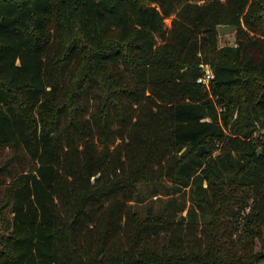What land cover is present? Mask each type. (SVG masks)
Masks as SVG:
<instances>
[{"label": "trees", "instance_id": "obj_1", "mask_svg": "<svg viewBox=\"0 0 264 264\" xmlns=\"http://www.w3.org/2000/svg\"><path fill=\"white\" fill-rule=\"evenodd\" d=\"M6 148L0 264H260L264 0H0Z\"/></svg>", "mask_w": 264, "mask_h": 264}, {"label": "rangeland", "instance_id": "obj_2", "mask_svg": "<svg viewBox=\"0 0 264 264\" xmlns=\"http://www.w3.org/2000/svg\"><path fill=\"white\" fill-rule=\"evenodd\" d=\"M166 27L170 25V19L166 22L164 21ZM234 37L233 33L228 35L219 36V45H233ZM261 149L258 148L257 151ZM11 153L8 148L0 150V162L3 163ZM16 170H19L20 167L16 165ZM9 181L8 177H5ZM138 195L135 198V201H132L130 204L140 213L141 216L146 214L147 210H150L152 213H159L165 207H168L169 212L178 218L180 215L185 214L187 208L190 205L189 195L190 190L188 188L181 190L180 192L174 191L171 186V182L163 181L159 184H139L138 185ZM181 207H184L186 210L178 211ZM264 250V227L262 228V239L255 242V250ZM260 264H264V260Z\"/></svg>", "mask_w": 264, "mask_h": 264}, {"label": "built area", "instance_id": "obj_3", "mask_svg": "<svg viewBox=\"0 0 264 264\" xmlns=\"http://www.w3.org/2000/svg\"><path fill=\"white\" fill-rule=\"evenodd\" d=\"M168 19L165 20V22ZM202 70V76L198 78L197 82L203 84L207 89H209L210 80L213 78V73L209 65L200 64L199 65Z\"/></svg>", "mask_w": 264, "mask_h": 264}, {"label": "water", "instance_id": "obj_4", "mask_svg": "<svg viewBox=\"0 0 264 264\" xmlns=\"http://www.w3.org/2000/svg\"><path fill=\"white\" fill-rule=\"evenodd\" d=\"M233 32H234V27H231V26H220L218 28L219 36L232 34ZM260 153H261V149L257 151V154H260Z\"/></svg>", "mask_w": 264, "mask_h": 264}]
</instances>
